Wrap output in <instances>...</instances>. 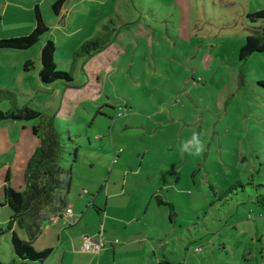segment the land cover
I'll return each mask as SVG.
<instances>
[{
    "label": "rangeland",
    "instance_id": "rangeland-1",
    "mask_svg": "<svg viewBox=\"0 0 264 264\" xmlns=\"http://www.w3.org/2000/svg\"><path fill=\"white\" fill-rule=\"evenodd\" d=\"M78 2L66 0L64 5L69 11ZM88 4L96 22L89 16L90 21L80 27V16L73 14V37H65L62 25L54 24L48 34L58 44L53 58L56 71L69 73L74 86L42 87L34 72L26 75L27 92L0 84V90L16 94V107L26 105L42 114L38 121L0 120V129L7 131L10 142L29 141L36 148L40 139L32 135L31 128L53 120L62 135L60 165L69 167L70 153L76 149L71 182L77 185L90 180L89 176L78 177L77 170L86 175L93 172L94 179H102V200L121 189L120 183L117 190L112 189L113 179L135 180L124 171L113 175L105 186L109 169L124 164L127 171H133L143 164L137 180L154 176L150 181L161 186L160 194L167 201L162 211H150L146 216L147 221H157L159 234L152 230L150 237L157 244L158 261L163 254L169 264H264V87L260 84L264 83V52L252 54L244 62L238 59L246 37L261 29L264 33V20L253 24L246 19L247 14L264 10V0ZM123 6L130 9L127 17L133 43L124 48L125 53L109 71L103 69L91 81L85 73L89 60L69 62L65 54L72 47L77 50L79 38L90 29L101 31V23L117 15L115 11L124 13ZM46 10L47 21H52L54 13L43 5ZM85 14L80 11L81 16ZM147 26L152 29L148 34L151 44L139 31ZM110 29L120 31L115 22ZM110 35L109 39H115L112 32ZM33 47L38 50L40 43ZM97 83V91H88L89 85ZM92 92L97 100L90 98ZM0 110L13 107L0 101ZM194 132L205 143V152L201 156L182 154L181 142ZM1 149L4 147L0 148V167L13 161L15 152ZM116 151L120 152L117 164L113 162ZM209 186L215 188V194ZM128 200L131 214L137 199L131 196ZM117 201L114 212L123 214L125 202ZM0 211V220H8V209ZM6 224L0 232L8 230ZM6 233L0 239L4 259L12 252ZM107 243L104 238L103 247Z\"/></svg>",
    "mask_w": 264,
    "mask_h": 264
},
{
    "label": "crops",
    "instance_id": "crops-1",
    "mask_svg": "<svg viewBox=\"0 0 264 264\" xmlns=\"http://www.w3.org/2000/svg\"><path fill=\"white\" fill-rule=\"evenodd\" d=\"M56 1L58 0H0V39L19 38L31 33L35 26L33 14L35 6L39 7L49 28L48 32L42 37V40L38 42L40 43V48L36 51L33 46V48L31 47L27 50L0 49V84L9 83L12 85V89L16 88L15 90L27 92L26 75L30 72H34L38 76L41 67V48L46 41H52L48 36L51 28L50 24H54V26L62 25L63 27L61 26V29L63 31H61V33L65 37L71 38L75 35V31L70 29V26L72 24L74 25L76 22L75 18L72 19L73 14H78V16H80V21L78 22L81 24L80 27H82L84 23L90 21L89 16H93L92 11L94 9H89L88 2L93 1L95 4L101 6L108 2V0H79V4L73 5L68 11L64 5L66 0H64L58 14H54L52 21H49V23L47 21V10L43 11V5L49 6L51 9V6ZM115 1L116 3L121 2V0ZM82 10L86 11L84 16L80 15V11ZM129 10V8L123 6L124 13H119L121 11H115V14L117 12V15L114 17L109 16L105 22L101 23L102 28V26L108 24L110 20L115 19L114 22L119 26L120 31L117 32L116 30L115 32H112V34L115 35V39L111 38L110 43L105 49L87 59L89 61L85 73H87L89 80L92 81L93 77H96L103 69L104 71H109L113 67V62H115L123 52L125 53L124 48L133 43L131 35H134V32L129 31L131 29L129 26L131 21L128 19L130 13ZM98 16H100V14H98ZM97 19L92 20L96 22ZM255 24H258V22ZM124 28L127 29L123 30ZM139 31L140 35L147 38L148 34L152 32V29L147 26V28L144 29L140 28ZM98 32H100V30L92 31V29H90L88 35L79 38V45L85 40L95 36ZM110 34L111 33H107V36L110 37ZM120 35L126 37H123L124 39H122L119 37ZM52 42L56 46L54 56H57V40L54 39ZM151 42L152 37L149 36L148 43L151 44ZM75 51L76 49L72 47V49L65 54L66 57L64 55L65 60L72 62L73 53ZM104 55L106 56L105 60L103 59ZM107 56L111 58V63ZM27 61L33 62L34 68L29 72H24L22 67ZM7 76L9 77L7 78ZM38 82L39 85L42 86L39 78ZM73 86L74 83L71 87ZM88 87V91H90V88H92L93 91H97L99 88L98 83L94 85L91 84ZM68 88L70 87L64 89ZM86 98H88V96H86ZM90 98L97 100L98 97L92 92ZM9 111L10 110H0V115L6 114ZM57 116H59L58 112L55 117ZM0 120L10 123L8 122L9 119L1 118ZM24 127L25 126H22V128ZM1 147H4V149H1L4 150V152H8L11 148L15 151L13 161H6L5 163H2L0 167V203H3V189L6 184L5 179L7 176H9V185L12 189L17 188L18 190H21L24 188V172L26 164L35 147L33 144L31 145L29 141L23 143L20 139L16 140L15 143L10 142L7 131L0 129V148ZM115 155L116 159L113 160H116V162H113L117 164L120 152L116 151ZM121 157L126 158L125 155H122ZM70 164L72 166L74 163ZM142 165L143 164H139L138 168L133 171H127L126 168L123 167L124 164H117V166H115L116 168L113 167L109 169L107 174L108 179H106L105 186L110 185V178L113 175L116 177L124 171L126 177L131 174L134 176L135 180H128V178H125L122 181H119L113 179L111 181L112 189L117 190L116 187L119 186L118 183H120L121 189L117 190V192H111V194H108V197L105 200H102L99 197L100 191L104 188V186H101L102 179H94L93 172H91V175H86L77 170L76 175L78 177H81L82 175L83 177L89 176L88 179L90 180L83 182L84 184L77 185L76 183L73 184L71 182V186H74V191L69 189L68 208L72 210V214L70 216L60 215L56 222H52L53 217H51L50 220L42 225L40 234L31 242V246L36 252L50 250L48 257L43 262L28 261L17 258L12 251L10 256H6L5 259L3 256H0V264H148V262L150 264H169L168 259L163 254L158 261L157 244L151 242L150 232L153 230L156 236L159 234V232H157V221L150 222L146 220V216L150 211L151 214H157L156 211H162L161 207L166 206L167 201L160 194V191L162 190L161 186L158 187L154 182L150 181L154 176H150L145 180H137V177L141 174ZM127 166L129 169L130 166ZM105 169L107 170V168ZM90 170L93 171V165H90ZM96 190L99 192L96 193V196H93V193H95ZM131 196L132 198H136L137 201L136 207L133 208L132 213L129 214L128 199ZM117 200H119V202H125L123 208L125 212L123 211V214L114 212V206L117 204ZM0 209H8L9 211L7 213L8 220H0V230L3 229L6 223V225L11 223V227L7 231L0 232V239H4L5 236L2 235L7 232L6 234L9 235L10 242L12 232H15L21 240L28 241L26 233L19 229L16 226L15 221L11 219L13 213L10 208L4 204ZM90 209H92V211ZM101 230L105 240L108 241L106 246L102 247L97 253L84 251L82 249L84 240L90 238L93 241H97ZM115 240H118L119 242L115 243ZM157 240L160 242L159 239Z\"/></svg>",
    "mask_w": 264,
    "mask_h": 264
},
{
    "label": "trees",
    "instance_id": "trees-1",
    "mask_svg": "<svg viewBox=\"0 0 264 264\" xmlns=\"http://www.w3.org/2000/svg\"><path fill=\"white\" fill-rule=\"evenodd\" d=\"M64 0L56 1L51 9L58 14ZM35 26L31 33L19 38L0 39V49L27 50L37 44L48 32L49 28L38 6L33 10ZM117 19V18H116ZM246 19L250 23H257L264 20V10L247 14ZM115 20V19H114ZM114 20L102 26L101 31L92 38L85 40L73 53V61L76 58L89 59L101 52L110 43L107 33L115 32L110 29ZM56 46L52 41H46L40 52V70L38 78L42 86L50 87L55 84L63 88L73 85L69 73L56 71L53 58ZM264 52L263 29L256 34L246 37L245 44L238 52L239 62H244L249 56L255 53ZM33 62L27 61L22 67L24 72L33 69ZM264 87V83H260ZM16 94L8 90H0V101H7L13 107L8 113L0 115V119L19 120L24 122L38 121L42 114L28 106L16 107ZM32 133L40 139L39 145L34 149L33 154L27 161L24 172V188L16 191L9 185V176L6 177L4 185V202L13 213L12 220L16 226L23 230L28 241L21 240L15 232L11 235V247L14 255L22 260L43 262L49 255L50 250L36 252L31 242L41 232L42 225L51 219L59 216L68 208V193L71 186V164L69 167L60 165L61 133L54 124V121L47 122L41 126L39 122L32 127ZM71 154V163L76 160V149ZM264 156V150H263ZM241 184V183H240ZM238 183V185H240ZM242 185V184H241ZM213 194L215 188L209 186ZM234 190V187L223 192L227 196ZM259 201H262L259 199ZM11 223H9L10 228Z\"/></svg>",
    "mask_w": 264,
    "mask_h": 264
},
{
    "label": "clouds",
    "instance_id": "clouds-1",
    "mask_svg": "<svg viewBox=\"0 0 264 264\" xmlns=\"http://www.w3.org/2000/svg\"><path fill=\"white\" fill-rule=\"evenodd\" d=\"M205 143L200 139L199 133L194 132L187 141H182L180 151L182 154L201 156L205 152Z\"/></svg>",
    "mask_w": 264,
    "mask_h": 264
},
{
    "label": "built area",
    "instance_id": "built-area-1",
    "mask_svg": "<svg viewBox=\"0 0 264 264\" xmlns=\"http://www.w3.org/2000/svg\"><path fill=\"white\" fill-rule=\"evenodd\" d=\"M72 214V210L70 208H67L63 213H61L62 216H70ZM60 216V215H59ZM59 216H55L52 218V222H56L57 218ZM103 242H104V236L102 235V231L99 235V238L97 241H93L90 238H86L83 242V247L82 249L84 251L92 252V253H97L102 247H103ZM115 242H118L115 240ZM198 249L195 250L197 252Z\"/></svg>",
    "mask_w": 264,
    "mask_h": 264
}]
</instances>
